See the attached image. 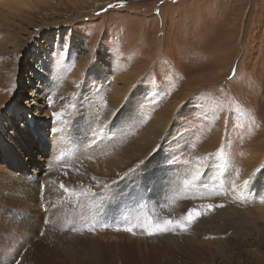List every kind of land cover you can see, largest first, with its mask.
<instances>
[{"label": "rangeland", "instance_id": "obj_1", "mask_svg": "<svg viewBox=\"0 0 264 264\" xmlns=\"http://www.w3.org/2000/svg\"><path fill=\"white\" fill-rule=\"evenodd\" d=\"M15 1L0 174L52 194L0 185V264H141L137 235L175 251L161 264H264V0Z\"/></svg>", "mask_w": 264, "mask_h": 264}, {"label": "bare ground", "instance_id": "obj_2", "mask_svg": "<svg viewBox=\"0 0 264 264\" xmlns=\"http://www.w3.org/2000/svg\"><path fill=\"white\" fill-rule=\"evenodd\" d=\"M22 0H16L14 2L15 3H19L21 2ZM26 2V0H24ZM46 1H49V0H44V1H41L40 4H38V8H37V12L41 11L42 9H45L47 7L46 4L49 5V2L45 3ZM9 2V1H8ZM13 3V2H11ZM8 4V3H7ZM13 4V8L14 10H19L20 7L14 6ZM6 5V4H4ZM8 8L9 6L6 5ZM50 6V5H49ZM16 11H14L15 13ZM19 14V12H18ZM65 153V152H64ZM3 172V171H2ZM0 185L4 188L3 190H8L9 193L11 195V199L13 201H15L16 199L20 201H23L24 202V205L25 206H32L31 204L32 203H38L39 201L41 200H44L46 198H48L52 193H50L49 191H46V194L40 192V195L38 194V196H35L36 193H38V191L40 190V186H38V184H35L33 183L31 180H30V177L29 176H26L27 174H23V170H21L19 173H16L15 175L13 173H9V172H4V173H1L0 174ZM57 182V181H56ZM63 183V182H61ZM59 184V183H57ZM56 184V185H57ZM55 185V184H53ZM55 185V186H56ZM48 186H52L51 183H47L45 182L44 183V188L45 187H48ZM65 186V185H63ZM68 188V187H67ZM37 190V192H36ZM55 190V189H54ZM56 190L60 193V194H65V187H62V185H58V187L56 188ZM2 191V190H1ZM7 194V195H8ZM49 194V195H48ZM66 196V195H65ZM67 199V198H66ZM8 200V199H7ZM68 201V200H67ZM247 201H252V198L250 195H247ZM14 203V202H13ZM156 203V202H155ZM67 204V203H66ZM21 205V204H20ZM23 205V204H22ZM41 205V204H40ZM144 206V205H143ZM149 207V206H148ZM127 209L128 206H126ZM128 211V210H127ZM143 211H137L136 214L134 213L133 216L129 215L128 217H132L134 218V220H138L141 218V215L144 214L142 213ZM132 213V212H131ZM126 217V215H125ZM128 220V219H127ZM122 228V227H121ZM83 230V229H82ZM120 230V229H119ZM63 238L62 240H64L65 242H67L66 244H70L71 248L74 247L75 245V240H73L72 238H75L74 236H70L69 235H62ZM134 238L135 235H132V237H129V239L133 240L134 241ZM128 239V240H129ZM35 239H33L34 241ZM123 241V240H122ZM63 243V242H62ZM116 243V242H115ZM114 243V244H115ZM124 246L125 247H128L127 246V243L124 242ZM59 245L56 247V249L59 251H61L62 249H64L65 245L62 246V244L58 243ZM113 244V245H114ZM137 247L134 248L136 249L137 251V259L139 262H141V264H144V259L145 260H148V262H150V264H161V262L157 261L156 258L157 256L159 255L160 257L162 256H166V255H171L173 254L175 251L173 249H170L168 246L166 245H161L159 243V241H147L145 239H141L139 238V236L137 235ZM178 245H180V242L179 243H175L174 246L177 247ZM115 246V245H114ZM162 246V251H159L158 248ZM68 247V248H70ZM119 247V246H118ZM129 247H133V246H129ZM133 249V248H132ZM135 251V250H134ZM133 251V252H134ZM56 252V251H55ZM135 252V253H136ZM60 253V254H59ZM57 254H59L58 256L59 257H67L68 255V252L65 251L63 253L59 252ZM123 253V252H122ZM151 253V254H150ZM150 254V255H149ZM120 255H118L117 257H119ZM132 256V255H131ZM136 256V255H135ZM147 256V257H146ZM121 257V256H120ZM130 257V256H129ZM151 257V258H150ZM21 258V257H20ZM160 259V258H159ZM156 261V262H155ZM97 262V257L95 256V254L93 252H88L87 253V260H86V263L87 264H96ZM75 263V258H71V259H65L64 261H57V264H74ZM77 264V262H76ZM149 264V263H148Z\"/></svg>", "mask_w": 264, "mask_h": 264}, {"label": "snow or ice", "instance_id": "obj_3", "mask_svg": "<svg viewBox=\"0 0 264 264\" xmlns=\"http://www.w3.org/2000/svg\"><path fill=\"white\" fill-rule=\"evenodd\" d=\"M108 7L111 8V7H113V5H109ZM130 171H131V169H130ZM246 183H247V181H246ZM62 187H63V185H62ZM208 207H209V209H211L213 206H212V205H208ZM197 215H198V213H197ZM195 219H196V216L193 215V212H192V211H190V212L188 213V221H189V223L193 222ZM165 224H166V225H172L173 222H172V221H166ZM175 224H178V225H179L180 227H182V228H186V227H187V225H185V224H181L179 221L175 222ZM126 230L129 231V232L132 231L131 228H128V229H126ZM170 230H174V227L169 228V227H167V226H158L157 229H156V231H158V232H167V231H170ZM149 234L151 235V234H154V233H151V232H150Z\"/></svg>", "mask_w": 264, "mask_h": 264}]
</instances>
